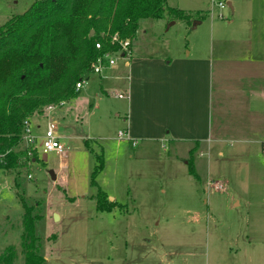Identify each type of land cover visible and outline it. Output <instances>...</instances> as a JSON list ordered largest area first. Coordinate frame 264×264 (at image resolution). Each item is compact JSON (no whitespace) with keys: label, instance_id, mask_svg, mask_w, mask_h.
I'll return each instance as SVG.
<instances>
[{"label":"rangeland","instance_id":"rangeland-1","mask_svg":"<svg viewBox=\"0 0 264 264\" xmlns=\"http://www.w3.org/2000/svg\"><path fill=\"white\" fill-rule=\"evenodd\" d=\"M36 1L0 0V26ZM218 1L167 0L189 20L142 21L128 51H111L116 64L86 74L75 99L50 116L29 114L38 160L21 177L30 199L46 205L47 264H264L263 58L257 62L253 53L249 65L236 66H243L246 88L241 76L223 70L226 77L214 89L212 135L201 146L149 140L142 132L149 113L128 110L129 84L138 82L136 59L195 58L211 50V38L223 44L220 34L253 36V51L264 48V0H232L238 14L220 9ZM196 21L201 24L194 27ZM224 47L221 53L248 48ZM129 55L134 58L125 67ZM142 91L153 98L152 87ZM51 119L64 155L42 151ZM15 177L0 170V252L20 248L23 209ZM99 190L115 205L111 211L98 210Z\"/></svg>","mask_w":264,"mask_h":264},{"label":"trees","instance_id":"trees-1","mask_svg":"<svg viewBox=\"0 0 264 264\" xmlns=\"http://www.w3.org/2000/svg\"><path fill=\"white\" fill-rule=\"evenodd\" d=\"M167 16L189 20L167 0H37L0 26V170L16 173L15 196L23 209L20 248L7 246L0 252V264H47L46 205L30 199L21 177L38 160L37 149L28 155L19 146L24 121L29 114L44 117L49 105L75 99L76 84L98 58L120 50L121 41L134 43L142 21ZM114 206L99 190L98 210L111 211Z\"/></svg>","mask_w":264,"mask_h":264},{"label":"crops","instance_id":"crops-1","mask_svg":"<svg viewBox=\"0 0 264 264\" xmlns=\"http://www.w3.org/2000/svg\"><path fill=\"white\" fill-rule=\"evenodd\" d=\"M228 2L232 4L231 11L238 14L239 7L234 5L232 0ZM238 35L243 34H237L234 39L231 38L232 35H218L219 41L223 44L218 43L217 46L214 45L215 38H211V50L208 53L203 51L204 54L195 55V58L188 54L165 61L161 58L136 59L134 64L139 69L138 82L129 84L132 102L128 110L132 114L149 113L147 122L145 121L146 127L142 131L143 135L150 136L149 140L169 139L178 144L185 142L201 146L208 142L210 134L212 135L214 89L220 87L219 78L226 77L222 73L223 70L229 69L228 71H232L237 77L241 76L238 83L244 82L246 88V78L241 72L243 66L240 68L236 66H241L240 63L249 65L253 53L257 62L260 61L259 56L264 61V48L253 51L251 47L254 37L243 39ZM240 42L248 48L239 52L230 49L221 53V47L234 43L241 45ZM203 48L205 49V45ZM133 58V55L128 56L125 67H130ZM215 60H217L216 65ZM233 63L236 64L232 67ZM145 85L154 89L153 98L148 99L142 95ZM229 87L238 89V86L236 88L234 85ZM156 94H160L159 98L154 97ZM258 103L263 108L264 102L260 100ZM127 130L129 132V127Z\"/></svg>","mask_w":264,"mask_h":264},{"label":"built area","instance_id":"built-area-1","mask_svg":"<svg viewBox=\"0 0 264 264\" xmlns=\"http://www.w3.org/2000/svg\"><path fill=\"white\" fill-rule=\"evenodd\" d=\"M217 6L220 9H225L228 6L227 1H218ZM223 17V15H221ZM118 37L115 36L113 38V42H117ZM121 51H128V47L130 46L129 40L126 41H121ZM97 49H101L102 45L101 44H96ZM114 52H107L102 55V57L98 58L93 64H92V71L94 73L100 74L102 70L104 69L105 66H113L116 62L111 56ZM129 53V52H128ZM127 55V54H124ZM83 80L79 81L76 84V90L78 91L83 87ZM118 98L123 99L125 98L124 95L119 94L117 95ZM58 107L55 105H49L45 109V114L51 115L53 110ZM48 116V117H49ZM45 117V118H48ZM38 138L32 135V130H31V122L30 119H26L24 121V128H23V137H22V145H24V149L28 151V155H31L33 150H38L36 147L37 145ZM41 148L44 154H49V153H56L59 155H64L65 154V147L60 139V137L56 134V122L54 119H51L46 127V131L44 133V136L41 138ZM262 164L264 165V144L262 145Z\"/></svg>","mask_w":264,"mask_h":264},{"label":"water","instance_id":"water-1","mask_svg":"<svg viewBox=\"0 0 264 264\" xmlns=\"http://www.w3.org/2000/svg\"><path fill=\"white\" fill-rule=\"evenodd\" d=\"M228 7L232 10L233 9V7H232V4L230 3V2H228ZM201 22L199 21H196L195 23H194V27H196L197 25H199ZM93 32H91V34H92ZM50 175H51V178H52V180H56V176L54 175V173L51 171L50 172ZM55 218L57 219V215H55Z\"/></svg>","mask_w":264,"mask_h":264}]
</instances>
